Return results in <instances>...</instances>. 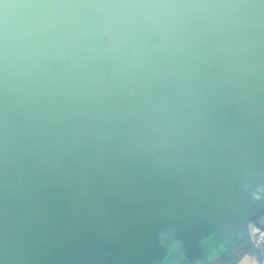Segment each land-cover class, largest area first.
Instances as JSON below:
<instances>
[{
  "label": "water",
  "instance_id": "water-1",
  "mask_svg": "<svg viewBox=\"0 0 264 264\" xmlns=\"http://www.w3.org/2000/svg\"><path fill=\"white\" fill-rule=\"evenodd\" d=\"M262 213L264 0H0V264L260 258Z\"/></svg>",
  "mask_w": 264,
  "mask_h": 264
},
{
  "label": "built area",
  "instance_id": "built-area-1",
  "mask_svg": "<svg viewBox=\"0 0 264 264\" xmlns=\"http://www.w3.org/2000/svg\"><path fill=\"white\" fill-rule=\"evenodd\" d=\"M250 235L253 245L260 251L261 257L257 258L247 247L235 264H264V213L250 223Z\"/></svg>",
  "mask_w": 264,
  "mask_h": 264
},
{
  "label": "flooded vegetation",
  "instance_id": "flooded-vegetation-1",
  "mask_svg": "<svg viewBox=\"0 0 264 264\" xmlns=\"http://www.w3.org/2000/svg\"><path fill=\"white\" fill-rule=\"evenodd\" d=\"M240 250H241V247H239V245H238L235 248H233L231 251H229L231 253H228L226 251V253H224L223 257L221 259L217 260L215 264H228V263L233 262V260L238 257Z\"/></svg>",
  "mask_w": 264,
  "mask_h": 264
},
{
  "label": "trees",
  "instance_id": "trees-1",
  "mask_svg": "<svg viewBox=\"0 0 264 264\" xmlns=\"http://www.w3.org/2000/svg\"><path fill=\"white\" fill-rule=\"evenodd\" d=\"M247 248H241V250H240V253H239V255H238V258L240 259V257L242 256V254L245 252V250H246ZM236 261H238V259H234L233 260V262H231V263H228V264H232V263H234V262H236Z\"/></svg>",
  "mask_w": 264,
  "mask_h": 264
},
{
  "label": "rangeland",
  "instance_id": "rangeland-1",
  "mask_svg": "<svg viewBox=\"0 0 264 264\" xmlns=\"http://www.w3.org/2000/svg\"><path fill=\"white\" fill-rule=\"evenodd\" d=\"M237 262V261H236ZM236 262L232 263V264H235Z\"/></svg>",
  "mask_w": 264,
  "mask_h": 264
}]
</instances>
